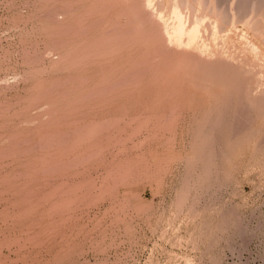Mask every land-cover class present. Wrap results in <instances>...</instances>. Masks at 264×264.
Wrapping results in <instances>:
<instances>
[{"label": "rangeland", "instance_id": "374dc122", "mask_svg": "<svg viewBox=\"0 0 264 264\" xmlns=\"http://www.w3.org/2000/svg\"><path fill=\"white\" fill-rule=\"evenodd\" d=\"M130 1L0 0V264H264V0Z\"/></svg>", "mask_w": 264, "mask_h": 264}, {"label": "bare ground", "instance_id": "6f19581e", "mask_svg": "<svg viewBox=\"0 0 264 264\" xmlns=\"http://www.w3.org/2000/svg\"><path fill=\"white\" fill-rule=\"evenodd\" d=\"M149 1H151V0H149ZM152 1H153V0H152ZM170 1H171V0H170ZM130 2H133V1H130ZM134 2H135V0H134ZM134 2H133V3H134ZM139 2H141V0H140ZM139 2H138V3H139ZM144 2H145V1H144ZM188 3H189V2H188ZM197 3H198V2H197ZM233 3H234V2H233ZM130 4H131V3H130ZM134 4L136 5L137 8H135V7H131V9H132V8L139 9V8L142 6V4H141L140 7L137 6L138 4H136V3H134ZM134 4H133V5H134ZM177 4H178V3H177ZM203 4H204V3H203ZM128 5H129V3H128ZM182 5H183V4H182ZM199 5H200V4H199ZM149 6H150V5H149ZM152 6H153V3H152ZM186 6H187V5H186ZM123 7H127V8H129L130 6L128 7V6L125 5V6H123ZM146 7H147V5H146ZM163 7H164V6H163ZM181 7H182V6H181ZM187 7H188V6H187ZM201 7H202V6H201ZM147 8H148V7H147ZM149 8H151V7H149ZM154 8H155V7H154ZM105 9H106V8H105ZM108 9H109V8H108ZM129 9H130V8H129ZM142 9H143V6H142ZM196 9H197V8H196ZM122 10H124V8H123ZM122 10H121V12H123ZM125 10H127V9L125 8ZM133 10H134V9H132V11H133ZM143 10H144V9H143ZM143 10L140 9L139 12L141 11V13H143ZM182 10H183V9H182ZM254 10H255V9H254ZM132 11H130V12H132ZM145 11H146V10H145ZM147 11H148V10H147ZM147 11H146V12H147ZM152 11H154V10L152 9ZM173 11H174V10H173ZM173 11H172L171 13H173ZM180 11H181V10H180ZM197 11H198V9H197ZM130 12H128V13H130ZM133 12H134V11H133ZM135 12H137V10H135ZM149 12H150V11H149ZM175 12H177V11H175ZM253 12H254V11H253ZM125 13H126V12H125ZM141 13H139V14H141ZM151 13H152V12H151ZM154 13H156V10H155ZM158 13H159V12H158ZM177 13H178V12H177ZM179 13H180V12H179ZM185 13H186V12H185ZM196 13H197V12H196ZM132 14H133V13H132ZM139 14H138V15H139ZM144 14H145V13H144ZM148 14H150V13H148ZM148 14H147V15H148ZM181 14H182V13H181ZM181 14H180V15H181ZM133 15H134V14H133ZM133 15H132V16H133ZM138 15L135 14L134 17H135V16L138 17ZM145 15H146V14H145ZM151 15H152V14H151ZM171 15H172V14H171ZM200 15H201V14H200ZM160 16H161V14H160ZM160 16H159V17H160ZM194 16H195V15H194ZM234 16H235V15H234ZM136 17H135V18H136ZM143 17L145 18L146 16H143ZM151 17H155V18H157L158 16L156 17V16L153 14V16H151ZM162 17H163V15H162ZM186 17H188V16H186ZM184 18H185V17H184ZM227 18H228V17H227ZM132 19H134V18H132ZM136 19H137V18H136ZM140 19H141V18H140ZM151 19H153V18H151ZM157 19H159V18H157ZM172 19H173V18H172ZM193 19H194V18H193ZM210 19H211V18H210ZM217 19H218V18H217ZM125 20H127V19L125 18ZM134 20H135V19H134ZM144 20H146V19H144ZM162 20H163V19H162ZM235 20H236V19H235ZM127 21H128V20H127ZM139 21H141V20H139ZM148 21H149V20H148ZM158 21H159V20H158ZM160 21H161V20H160ZM164 21H165V20H164ZM164 21H162V22H164ZM167 21H168V20H167ZM169 21H170V20H169ZM169 21H168V22H169ZM199 21H200V20H199ZM225 21H226V20H225ZM142 22H143V21H141V23H142ZM144 22H146V21H144ZM144 22H143V23H144ZM152 22H153V21H152ZM152 22L150 21V23H152ZM215 22H216V21H215ZM113 23H114V22H113ZM117 23H118V22H117ZM117 23H115V24H117ZM127 23H128V22H127ZM133 23H134V21H133ZM136 23H137V22H136ZM139 23H140V22H138V25H139ZM143 23H142V24H143ZM146 23H147V22H146ZM146 23H144V24L146 25ZM154 23H155V19H154ZM158 23H159V22H158ZM158 23L156 22L155 24L157 25ZM169 23H170V22H169ZM172 23H173V22H172ZM190 23H191V22H190ZM204 23H205V21H204ZM224 23H225V22H224ZM129 24H130V23H129ZM142 24H141V25H142ZM144 24H143V26H144ZM161 24H163V23H161ZM161 24H160V25H161ZM186 24H188V22L185 23V25H186ZM192 24H193V23H192ZM235 24H236V22H235ZM118 25H119V24H118ZM141 25H139L138 28H140ZM163 25H164V24H163ZM165 25H166V24H165ZM167 25H168V24H167ZM193 25H194V24H193ZM202 25H203V24H202ZM231 25H232V24H231ZM237 25H238V24H237ZM242 25H243V24H242ZM136 26H137V24H136ZM153 26H154L153 24H152V28L149 26L150 29H153ZM171 26H172V25H170V27H171ZM122 27H123V26H122ZM134 27H135V25H134ZM156 27H157V26H156ZM158 27H159V24H158ZM158 27H157V28H158ZM214 27H215V26H214ZM147 28H148V27H147ZM163 28H164V27H163ZM165 28H166V27H165ZM188 28H189V27H188ZM188 28H187V26H186V27L182 26L181 18L176 16L175 22H174V24H173V26H172V28H171L173 31H172L171 29H170V30L172 31V33H173V32H177V33L180 32V36H181V35H183V36L186 35V36H187V35H189V34H191V35L193 34V37H192V36L190 37V35H189V39L186 40V41H188V42H186V44L188 43V44L190 45L191 42H194V43L197 42V40H198L197 37H198L199 35L196 37V35H195L196 32L194 31L195 29H194V30H190V29H188ZM190 28H191V27H190ZM223 28H224V27H223ZM114 29H115V28H114ZM145 29H146V28H145ZM145 29H144V30H145ZM159 29H160V31H161L162 28L159 27ZM167 29H168V27H167ZM196 29H197V27H196ZM211 29H213V28H211ZM215 29H216V28H215ZM236 29H238V27H237ZM246 29H247V28H246ZM129 30H130V28H129ZM154 30H155V29H154ZM165 30H166V29H165ZM165 30H163V31H165ZM197 30H198V29H197ZM240 30H241V29H240ZM249 30H250V29H249ZM120 31H121V30H120ZM131 31H132V30H131ZM149 31H150V30H149ZM149 31H148V32H149ZM151 31H152V30H151ZM163 31H161L160 33L162 34ZM227 31H229V30H227ZM154 32H155V31H154ZM158 32H159V31H158ZM166 32H167V30H166ZM194 32H195V33H194ZM197 32H198V31H197ZM124 33H125V32H124ZM130 33H131V32H130ZM140 33H141V32H140ZM145 33H146V32H145ZM149 33H150V32H149ZM156 33H157V31H156ZM160 33H159V34H160ZM167 33H168V35H170V34H169V31H168ZM167 33H166V34H167ZM181 33H185V35H184V34H181ZM187 33H188V34H187ZM222 33H223V32H222ZM225 33H226V32H225ZM235 33H237V32H235ZM242 33H243V32H242ZM245 33H246V32H245ZM122 34H123V33H122ZM138 34H139V33H138ZM150 34H151V33H150ZM152 34H153V32H152ZM152 34H151V36H152ZM157 34H158V33H157ZM178 34H179V33H178ZM213 34H215V33H213ZM216 34H217V33H216ZM240 34H241V33H240ZM118 35H119V34H118ZM120 35H121V34H120ZM143 35H144V34H143ZM145 35H147V34H145ZM175 35H176V38H177V34H175ZM220 35H221V34H220ZM259 35H260V34H259ZM124 36H125V35H124ZM151 36H150V37H151ZM155 36H157V35H155ZM162 36H163V35H162ZM178 36H179V35H178ZM183 36H182V39H183ZM244 36H245V35H244ZM121 37H122V36H121ZM158 37H160V40H161V36L158 35ZM164 37H166V36H164ZM169 37L171 38V36H169ZM202 37H203V36H202ZM212 37H214V36H211V38H212ZM240 37H241V35H240ZM250 37H251V36H250ZM258 37H259V36H258ZM98 38H99V37H98ZM118 38H119V37H118ZM140 38H141V37H140ZM166 38H168V37H166ZM179 38H180V37H179ZM185 38H188V36L185 37ZM196 38H197V39H196ZM206 38H207V37H206ZM219 38H220V36H219ZM242 38H243V37H242ZM262 38H263V37H262ZM141 39H142V38H141ZM158 39H159V38H158ZM195 39H196V42L193 41V40H195ZM212 39H213V38H212ZM220 39H221V38H220ZM253 39H254V38H253ZM253 39H252V40H253ZM156 40H157V38H156ZM178 40L180 41L181 39H178ZM201 40L203 41L202 38H201ZM260 40H261V39H260ZM140 41H142V40H140ZM158 41H159V40H158ZM211 41H212V40H211ZM247 41H248V40H247ZM250 41H251V40H250ZM154 42H156L155 39H154ZM159 42H160V41H159ZM159 42H158V43L156 42V43L159 44ZM163 42H164V38H163ZM163 42H162V43H163ZM183 42L185 43V41H183ZM183 42L180 43L181 46L184 44ZM189 42H190V43H189ZM205 42H206V41H205ZM127 43H128V42H127ZM129 43H130V42H129ZM178 43H179V42H178ZM182 43H183V44H182ZM246 43H247V42H246ZM252 43H253V42H252ZM117 44H118V43H117ZM160 44H161V43H160ZM163 44H165V46L167 45V44H166V39H165V43H163ZM180 44H179V45H180ZM192 44H193V43H192ZM192 44H191V45H192ZM204 44H205V43H204ZM207 44H208V43H207ZM224 44H225V43H224ZM122 45H123V44H122ZM141 45H142V44H141ZM150 45H152V44H150ZM150 45H149V46H150ZM168 45H169V44H168ZM168 45H167V46H168ZM199 45H201V44H199ZM202 45H203V42H202ZM209 45H210V44H209ZM214 45H215V44H214ZM214 45H213V46H214ZM217 45H218V44H217ZM222 45H223V44H222ZM248 45H250V44H248ZM253 45H254V44H253ZM263 45H264V44H263ZM146 46H147V45H146ZM155 46H156V44H155ZM159 46H160V45H159ZM193 46H194V45H193ZM205 46H206V45H205ZM211 46H212V45H211ZM211 46H210V47H211ZM215 46H216V45H215ZM251 46H252V45H250V47H251ZM152 47H153V45H152ZM160 47H161V46H160ZM203 47H204V45H203ZM217 47H218V46H217ZM223 47H224V46H223ZM157 48H158V47H157ZM162 48H164V47H162ZM168 48H169V47H167L166 50H168ZM170 48H172V47H170ZM181 48H182V49H185V48H186V50H187V47H186V46H185V48H184V47H181ZM194 48H197V46L194 47ZM206 48H207V47H206ZM245 48H246V47H245ZM254 48H256V47H254ZM159 49H160V48H159ZM172 49H174V47H173ZM182 49H179V51L182 50ZM188 49L190 50V47H189ZM191 49H192V48H191ZM203 49H204V48H203ZM203 49H202V50H203ZM208 49H209V48H208ZM257 49H258V48H257ZM157 50H158V49H157ZM161 50H162V49H161ZM166 50H165V52H166ZM175 50H176V49H175ZM175 50H174V51H175ZM189 50H188V51H189ZM222 50H224V49H222ZM252 50H253V49H252ZM152 51H153V49H152ZM179 51H178V52H179ZM182 51H184V50H182ZM190 51H191V50H190ZM197 51H198V49H197ZM206 51H207V50H206ZM250 51H251V50H250ZM255 51H256V50H255ZM160 52L163 53V51H160ZM168 52H169V50H168ZM170 52L173 53L172 50H171ZM175 52L178 53L177 51H175ZM202 52H203V51H202ZM207 52H209V51H207ZM211 52H212V51H211ZM153 53H154V52H153ZM171 53H170V54H171ZM189 53H190V52H189ZM257 53H258V52H257ZM157 54H158V51H157ZM163 54H164V53H163ZM178 54H179V53H178ZM187 54H188V53H187ZM193 54H194V51H193V53H191L190 56L192 57ZM206 54H207V53H206ZM222 54H223V53H222ZM222 54H220V57H221ZM258 54H259V53H258ZM161 55H162V54H161ZM196 55H197V54H196ZM204 55H205V54H204ZM204 55L200 58V60L202 59V61H203V59H204ZM259 55H260V54H259ZM155 56H156V55H155ZM187 56H189V54H188ZM198 56H199V55H198ZM210 56H211V55H210ZM256 56H258V55L256 54ZM262 56H263V54H262ZM262 56H260V57H262ZM162 57H163V56H162ZM165 57H166V56H165ZM167 57H169V56H167ZM170 57H172V55H171ZM181 57H182V55H181ZM181 57H180V58H181ZM208 57H209V56H208ZM208 57H206L207 60H210V59H208ZM142 58H144V57H142ZM184 58H187V59H188V57H185V55H184L183 59H184ZM192 58H193V57H192ZM192 58H190V59H192ZM194 58H195V55H194ZM194 58H193V60H194ZM197 58H198V57L196 56V61H197ZM214 58H215V56H214ZM222 58H223V57H222ZM256 58H257V57H256ZM258 58H259V57H258ZM263 58H264V57H263ZM187 59H186V60H187ZM190 59H189V60H190ZM198 59H199V58H198ZM212 59H213V56H212ZM212 59H211V60H212ZM218 59L221 60L220 58H218ZM167 60H169V59H167ZM207 60H206V61H207ZM255 60H256V59H255ZM259 60H260V58H259ZM169 61H170V60H169ZM221 61H222V60H221ZM224 61H225V60H224ZM142 62H144V61H142ZM178 62H179V61H178ZM186 62H187V61H186ZM210 62H213V61H210ZM187 63H188V62H187ZM192 63H193V62H192ZM199 63H200V61H199ZM204 63H205V62H204ZM222 63H223V62H222ZM184 64H185V63H184ZM189 64H190V62H189ZM194 64H195V63H194ZM205 64H206V63H205ZM211 64H212V63H211ZM223 64H224V65H227L226 63H223ZM223 64H222V65H223ZM203 65H204V64H202L201 66H203ZM208 65H209V64H208ZM217 65H218V64H217ZM193 66H194V65H193ZM197 66H198V64H197ZM210 66H211V65H210ZM227 66H228V65H227ZM231 66H232V64H231ZM185 67H187V68L189 69L188 64H186ZM191 67H192V65H191ZM214 67H215V65H214ZM214 67H212V69H213ZM183 68H184V66H183ZM197 68L199 69V67H197ZM197 68H196V69H197ZM205 68H206V67H205ZM207 68H208V67H207ZM207 68H206V70L209 69V68H208V69H207ZM219 68H220V66H219ZM223 68H224V67H222V69H223ZM225 68H230V67H226V66H225ZM257 68H258V67H257ZM192 69H193V68H192ZM194 69H195V68H194ZM200 69H203V68H200ZM214 69H215V68H214ZM214 69H213V70H214ZM253 69H254V68H253ZM190 70H191V69H190ZM203 70H204V69H203ZM220 70H221V69H220ZM226 70H228V69H226ZM258 70H259V69H258ZM258 70H257V71H258ZM204 71H205V70H204ZM204 71H203V72H204ZM211 71H212V70H211ZM224 71H225V69L223 70V72H224ZM254 71H255V69H254ZM195 72H196V71H195ZM207 72H208V71H207ZM207 72H206V73H207ZM223 72H222V73H223ZM232 72H233V68H232ZM232 72H231V73H232ZM248 72H249V71H248ZM250 72H251V71H250ZM188 73L190 74V72H188ZM188 73H187V75H188ZM196 73H198V72H196ZM199 73H200V72H199ZM218 73H219V72H218ZM222 73H220V74H222ZM225 73H226V71L224 72V74H225ZM227 73H228V72H227ZM231 73H230V75H231ZM257 73H258V72H257ZM202 74H203V73H202ZM212 74H213V73H212ZM214 74H215V73H214ZM233 74H234V72H233ZM190 75H191V74H190ZM192 75H193V74H192ZM204 75H205V74H204ZM206 75H209V74H206ZM206 75H205L204 77H205V79L208 80V78H206V77H209V76H206ZM228 75H229V74H228ZM234 75H235V74H234ZM236 75H237V74H236ZM236 75H235V77H236ZM246 75H247V74H246ZM257 75H258V74H257ZM194 76H195V74H194ZM212 76H213V75H212ZM212 76H211V77H212ZM218 76L220 77V75H218ZM232 76H233V75H232ZM239 76H240V75H238V77H239ZM187 77H189V76H187ZM191 77H192V76H191ZM200 77H201V75H200ZM214 77H215V76H214ZM223 77H225V75H223ZM227 77H230V76H227ZM235 77H234V78H235ZM240 77H241V76H240ZM240 77H239V78H240ZM242 77H243V76H242ZM244 77H245V76H244ZM244 77H243V78H244ZM250 77H251V76H250ZM192 78H194V77H192ZM192 78H191V79H192ZM198 78H199V77H198ZM209 78H210V77H209ZM212 78H213V77H212ZM221 78H222V77H221ZM202 79H203V77H202ZM215 79H216V78H215ZM226 79H227V78H226ZM230 79H231V78H230ZM241 79H242V78H241ZM241 79H240V80H241ZM244 79H246V78H244ZM249 79H250V78H249ZM255 79H256V78H255ZM218 80H219V82L222 81V83L224 84L223 81H224L225 79H224V80H221V79L218 78ZM236 80H237V79H236ZM236 80H235V81H236ZM238 80H239V79H238ZM246 80H247V79H246ZM252 80H254V79L252 78ZM252 80H251V81H252ZM192 81H194V80L192 79ZM229 81H230V80H229ZM229 81H228V82H229ZM210 82H212V80H210ZM219 82H216V83H219ZM241 82H242V84L244 83L243 81H241ZM255 82H256V81H254V83H255ZM199 83H200V82H199ZM212 83H213V82H212ZM225 83H226V81H225ZM238 83H239V82H238ZM246 83H247V82H246ZM249 83H250V82H249ZM262 83H263V82H262ZM204 84H205V83H204ZM213 84H214V83H213ZM226 84H227V83H226ZM220 85H222V84H220ZM229 85H230V84H229ZM244 85H245V84H244ZM222 86H223V85H222ZM240 86H241V85H240ZM240 86H239V88H240ZM249 86H251V85H249ZM253 86H254V85H253ZM224 87H225V84H224ZM224 87H223V88H224ZM245 87H246V85H245ZM251 87H252V86H251ZM254 87H255V86H254ZM246 88H247V87H246ZM249 88H250V87H249ZM252 88H253V87H252ZM241 89H242V88H241ZM244 89H245V88H244ZM229 90H230V87H229ZM253 90H254V89H252V92H253ZM242 91H243V90H242ZM242 91H241V93H242ZM247 91H248V88H247ZM260 91H261V90H260ZM229 92H230V91H229ZM248 92H249V91H248ZM250 92H251V90H250ZM252 92H251V93H252ZM258 93H259V92H258ZM258 93H256V97L259 95ZM261 93H262V92H261ZM257 94H258V95H257ZM240 95H241V94H240ZM252 95H253V94H252ZM254 95H255V94H254ZM254 95H253V97H254ZM246 96H247V95H246ZM250 96H251V94H250ZM230 97H231V96H230ZM237 97H240V96H237ZM253 97H251V99H252ZM259 97H261L260 99H262V96L259 95ZM242 98H243V97H242ZM248 98H249V97H248ZM222 99H223V98H222ZM222 99H221V101H222ZM224 99H225V97H224ZM240 99H241V97H240ZM243 99H244V98H243ZM260 99H259V100H260ZM227 100H228V99H227ZM254 100H255V99H254ZM259 100H257V101H259ZM263 100H264V96H263ZM263 100H261V101H263ZM223 101H225V100H223ZM223 101H222V103H223ZM251 101H253V99H252ZM251 101H250V103H251ZM257 101H256V103H257ZM225 102H226V101H225ZM227 103H228V102H227ZM227 103H226V104H227ZM261 103H262V102H260V104H261ZM239 104H240V103H239ZM263 104H264V102H263ZM223 106H224V104H223ZM223 106H222V107H223ZM228 106H229V104H228ZM257 106H258V104H257ZM218 107H219V106H218ZM225 108H226V107H224V109H225ZM252 108H253V107H252ZM246 109H248V108H246ZM254 109H255V107H254ZM259 109H260V107H259ZM222 110H223V108H222ZM227 110H230V109H228V107H227ZM227 110H226V111H227ZM238 111H239V110H238ZM219 112H222V111L219 110ZM241 112H242V110H241ZM246 112L248 113L249 111H246ZM239 113H240V112H239ZM241 116H242V115H241ZM250 118H251V117H250ZM246 120H247V119H246ZM248 122H249V121H248ZM248 122H247V123H248Z\"/></svg>", "mask_w": 264, "mask_h": 264}]
</instances>
